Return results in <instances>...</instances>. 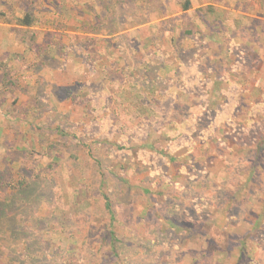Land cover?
<instances>
[{"label":"rangeland","instance_id":"1","mask_svg":"<svg viewBox=\"0 0 264 264\" xmlns=\"http://www.w3.org/2000/svg\"><path fill=\"white\" fill-rule=\"evenodd\" d=\"M189 2L0 0L12 264H264V0Z\"/></svg>","mask_w":264,"mask_h":264},{"label":"trees","instance_id":"2","mask_svg":"<svg viewBox=\"0 0 264 264\" xmlns=\"http://www.w3.org/2000/svg\"><path fill=\"white\" fill-rule=\"evenodd\" d=\"M189 6H190L189 0H185L184 5L182 6V10L184 11L187 10ZM32 22L33 20L29 12L25 13L21 18H17L15 20L16 25L25 28L30 27ZM100 109H103V106ZM242 146L244 145L242 144ZM158 153L163 157L167 156L165 153L162 152H158ZM169 161L174 162L175 158L169 157ZM4 187H6V185L3 186L2 184H0V194L3 193V191L5 190ZM45 187H49V183L45 182ZM10 189L15 191V186L11 187ZM17 189L13 193L15 197H17V200L19 201L8 203L5 199L0 198V264L13 263L12 260H9L10 255H8L11 250L6 249L5 248L6 246H3V238L4 235L6 234L4 232L5 231L7 232V230L17 225L15 216L19 214V211L22 213L24 209H26L25 208L26 206H30V205L35 206L38 201L37 199L41 194V191L36 192V194L33 193L30 185H27L25 189L24 187L19 185ZM99 196L101 197V201L103 202V210L109 216L108 225L109 227H111L112 225L111 222L114 219V215L111 210L110 201L106 195L100 194ZM14 211L17 213L15 216H14L15 213H13ZM11 213H13V215L8 217V215H10ZM167 222L169 225L172 224L171 225L172 229L174 230L179 229L178 226L175 223H173L169 218L167 219ZM35 226L37 227V224H35ZM108 232H109L108 234L106 233V241L109 245V251L112 253L113 257L118 258L117 257L118 239L116 238L115 232L111 228H109ZM16 240L21 242V247H24L23 249H20V253L18 254L20 258L25 259L26 257H29L30 263L32 264L36 263L37 261L43 262L50 259L55 261L56 257L54 255L51 256V254L46 250L47 243L38 240L35 235H32L31 233H26L24 230L22 233H20V235L17 236ZM6 258H7V262L3 261L4 259L6 260Z\"/></svg>","mask_w":264,"mask_h":264}]
</instances>
